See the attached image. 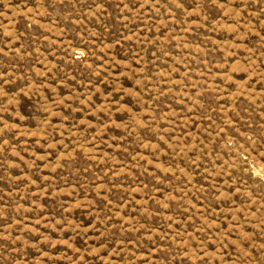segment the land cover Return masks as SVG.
<instances>
[{
    "label": "rangeland",
    "instance_id": "1",
    "mask_svg": "<svg viewBox=\"0 0 264 264\" xmlns=\"http://www.w3.org/2000/svg\"><path fill=\"white\" fill-rule=\"evenodd\" d=\"M0 264H264V0H0Z\"/></svg>",
    "mask_w": 264,
    "mask_h": 264
}]
</instances>
